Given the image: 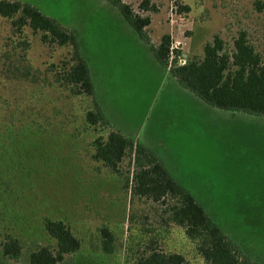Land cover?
<instances>
[{"label":"rangeland","instance_id":"rangeland-1","mask_svg":"<svg viewBox=\"0 0 264 264\" xmlns=\"http://www.w3.org/2000/svg\"><path fill=\"white\" fill-rule=\"evenodd\" d=\"M18 1L74 33L106 124H89L93 99L59 80L72 48L42 43L28 27L18 34L0 17V243L9 236L21 246L16 261L0 252V264H29L30 253L54 248L44 219L63 222L80 242L60 264H136L151 250L206 264L170 221L174 199L134 194V150L117 172L93 160V141L112 130L153 154L240 252L264 264V117L208 106L152 51L168 35L171 69L181 56L200 60L215 36L231 51L244 32L264 63V8L255 6L264 0H147L149 11L144 0H123L149 18L147 41L107 0Z\"/></svg>","mask_w":264,"mask_h":264},{"label":"trees","instance_id":"trees-1","mask_svg":"<svg viewBox=\"0 0 264 264\" xmlns=\"http://www.w3.org/2000/svg\"><path fill=\"white\" fill-rule=\"evenodd\" d=\"M107 1L146 40L142 30L150 24L149 18L133 15L123 0ZM140 6L145 11L151 10L147 0ZM255 6L260 10L264 8V3L256 2ZM0 17L10 20L12 28L18 34L28 27L33 34H41L42 43H53L59 47L70 46L72 65L63 70L59 80L63 85L74 88L75 94L93 99L95 89L91 72L72 31L63 28L33 5L18 0H1ZM170 45V37L164 35L157 49L152 51L157 63L180 85L210 107L264 117V63L261 55L247 41L244 32H239L233 39L231 51L215 36L210 43L204 45L200 60L188 59L183 66L167 69ZM93 102L95 112L86 114L87 122L91 125L105 123L103 113L94 99ZM93 148V160L101 162L111 172H117L118 164L127 150H134L136 161L140 163L139 170L134 174V194L149 198L153 202H159L166 197L174 199L176 203L167 210L170 221L184 230L206 264H258L240 252L218 223L209 217L203 206L170 177L156 157L141 145L112 130L105 140L95 139ZM139 157L144 162L141 163ZM43 227L55 242L54 248L43 247L30 253L29 264H60L66 256L79 251V240L63 222L44 219ZM102 235L105 240L104 251L109 253L112 237L105 229L102 230ZM0 252L4 257L16 261L20 256L21 246L16 239L6 236L0 243ZM136 264H185V260L179 254L151 250L147 256L140 257Z\"/></svg>","mask_w":264,"mask_h":264},{"label":"built area","instance_id":"built-area-1","mask_svg":"<svg viewBox=\"0 0 264 264\" xmlns=\"http://www.w3.org/2000/svg\"><path fill=\"white\" fill-rule=\"evenodd\" d=\"M172 49L173 48H169V58L172 59ZM186 63V58L184 56L178 57L175 66H183Z\"/></svg>","mask_w":264,"mask_h":264}]
</instances>
